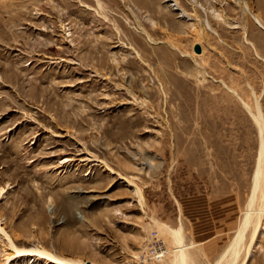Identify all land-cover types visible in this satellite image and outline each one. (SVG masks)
<instances>
[{
	"label": "rangeland",
	"instance_id": "1",
	"mask_svg": "<svg viewBox=\"0 0 264 264\" xmlns=\"http://www.w3.org/2000/svg\"><path fill=\"white\" fill-rule=\"evenodd\" d=\"M242 2L264 23V0H0V226L16 247L135 264L149 233L174 245L155 218L195 264H224L264 150L242 103L264 126V29ZM37 257L6 264H55ZM235 264H264V230Z\"/></svg>",
	"mask_w": 264,
	"mask_h": 264
},
{
	"label": "bare ground",
	"instance_id": "2",
	"mask_svg": "<svg viewBox=\"0 0 264 264\" xmlns=\"http://www.w3.org/2000/svg\"><path fill=\"white\" fill-rule=\"evenodd\" d=\"M242 3L244 5L245 9L251 14V16L253 17L255 22L262 29H264V23H262L260 21V19L255 14H253V12L250 11V9L248 8V6L246 5L245 2H242ZM197 6H199V4H197ZM171 7H173L174 10H178L180 13V16L185 17L187 19H191L190 15L188 13H186L182 8H180L179 5L177 4V2L172 3ZM204 13H206V11H204ZM218 17L220 19L222 18L220 14L215 16V18H218ZM221 20H223V19H221ZM204 26L206 29H210L212 32L217 34L216 31L211 28L207 19H204ZM139 30L143 31V33L146 35V37L149 41H153V39L150 37V35H148L147 32L144 29H142L140 26H139ZM201 52H202V48H201ZM255 54L258 55L257 53H255ZM195 63H197V62L195 61ZM197 65H199V64L197 63ZM199 68H201V66ZM200 76H201V78H199V81H203L205 79L204 78L205 73H203V71H202ZM218 81H220L222 83V85L229 92L233 93L235 96H237L239 98L238 93L234 89L229 87L223 80H218ZM128 93H129V95H131V92L128 91ZM239 100L242 101V99H240V98H239ZM136 101H138V100H136ZM242 103L244 104L245 108L250 112V114L257 120L259 127H260V131L262 132L263 137H264V126L262 123V114H261L260 108L258 106V102H256V104H255L256 113H253L250 110V107L247 103H245L243 101H242ZM139 104H140V106L142 105L143 107L144 106L146 107V105L144 104L143 101H139ZM260 160H263V165L261 164ZM260 175H262V177H263L261 182L259 181ZM128 182H130V181H128ZM259 189H261V191H262V197L263 198H261V199L263 201V199H264V150L263 151L261 150V152L259 154V161H258L257 167H256V169L254 171V175H253L252 193H251V195L247 201L246 210L244 209L245 211H243L244 213H243L242 217L240 218V221L238 224V229H237L238 233L235 235L233 243L230 246V248L228 249L227 253L223 256L224 264H235L237 258L239 257V253H241L242 250L246 256L248 254L249 248H250L251 244L253 243V241L255 240L258 232L264 230V206H263L264 204L262 202L263 205L260 204L259 207L257 206V208L253 207V205L255 204L254 201H255V197H256V192ZM134 193L136 194V196L138 198V201H139L138 203L142 204L143 200H142L141 190L136 185H134ZM152 220L156 223V224L155 223H153V224L157 225L156 226L157 228H159L161 231L164 230L165 232L167 231L169 233V235H170L169 238H171V241H172L171 243L174 244L171 249H167V250L164 249V257L166 254L165 260L168 262V264H195L194 258L192 256V252L189 250L190 247L192 246V243H190V244L185 243L184 239L182 238V236L180 234V230L179 229L178 230H172L171 228H169L164 223L157 221L155 218H152ZM0 234L5 238V240L7 242V246H9V248H11L10 253H6V252L3 253V257L1 258L2 260H0V261H2L1 264H6L15 256H24V255L38 256L37 258H43L44 260H46V261L48 260V261L53 262L55 264H86L82 260H73V259L66 260V259L61 258V257L53 254L52 252H49L43 248H38V247H34L31 249L18 248L14 245V241H13L14 239H13L12 234H9L1 226H0ZM245 235L248 236V241H249L247 246H243V240L245 238ZM164 257H163V259H164ZM91 264H95V263H91Z\"/></svg>",
	"mask_w": 264,
	"mask_h": 264
},
{
	"label": "built area",
	"instance_id": "3",
	"mask_svg": "<svg viewBox=\"0 0 264 264\" xmlns=\"http://www.w3.org/2000/svg\"><path fill=\"white\" fill-rule=\"evenodd\" d=\"M144 241L146 247L141 250L135 264L160 263L164 257L165 246L163 241L155 233H149Z\"/></svg>",
	"mask_w": 264,
	"mask_h": 264
},
{
	"label": "water",
	"instance_id": "4",
	"mask_svg": "<svg viewBox=\"0 0 264 264\" xmlns=\"http://www.w3.org/2000/svg\"><path fill=\"white\" fill-rule=\"evenodd\" d=\"M194 51H195L196 53H200V52H201V46H200L199 44H195V45H194Z\"/></svg>",
	"mask_w": 264,
	"mask_h": 264
}]
</instances>
